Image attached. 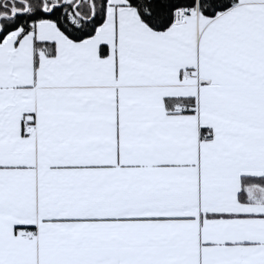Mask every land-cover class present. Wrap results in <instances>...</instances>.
Masks as SVG:
<instances>
[{
  "label": "snow or ice",
  "instance_id": "1",
  "mask_svg": "<svg viewBox=\"0 0 264 264\" xmlns=\"http://www.w3.org/2000/svg\"><path fill=\"white\" fill-rule=\"evenodd\" d=\"M0 264H264V0H0Z\"/></svg>",
  "mask_w": 264,
  "mask_h": 264
}]
</instances>
